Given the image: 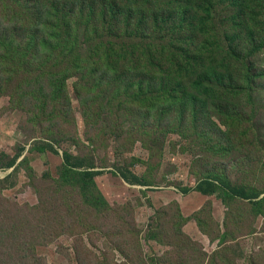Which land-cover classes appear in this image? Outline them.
<instances>
[{"label": "rangeland", "instance_id": "obj_1", "mask_svg": "<svg viewBox=\"0 0 264 264\" xmlns=\"http://www.w3.org/2000/svg\"><path fill=\"white\" fill-rule=\"evenodd\" d=\"M239 47L250 45L242 37ZM250 62L264 73V49ZM78 80L77 95L76 78L66 81L70 106H60L50 124L34 118L37 93L32 89L19 109L0 95V161L17 157L14 167L0 168V264H208L219 248L218 224L224 232L229 213L241 229L253 221L257 233L227 242L239 244L236 253L231 247L228 261L264 264V217L252 220L249 207L237 200L227 206L215 196L181 192L212 173L264 192V84L251 99H230L245 125L226 126L215 119L219 130L211 124L203 130L207 137L194 130L184 138L176 106L164 119L159 111L170 106L165 101L137 106L118 90L99 88L92 100L108 99L110 107L83 108L80 97L92 95ZM44 144L55 152L40 150ZM65 152L101 171L95 182L109 211L93 209L77 187L61 183ZM130 171L151 186L124 182L119 174ZM151 233L158 237L149 238Z\"/></svg>", "mask_w": 264, "mask_h": 264}, {"label": "trees", "instance_id": "obj_2", "mask_svg": "<svg viewBox=\"0 0 264 264\" xmlns=\"http://www.w3.org/2000/svg\"><path fill=\"white\" fill-rule=\"evenodd\" d=\"M242 37L249 49L239 47ZM263 49L264 0H0V95L19 109L26 91H35L33 116L40 124H50L60 106H70L66 81L76 78L77 95L79 78L92 95L80 97L83 108L110 107L108 99H92L99 88L102 93L118 90L133 105L169 103L159 111L162 116L176 106L177 132L184 138L194 130L200 135L211 124L218 130L220 123L241 127L246 121L230 99H251L264 84V73L250 62ZM45 148L55 152L50 144L40 150ZM16 162L17 157L7 158L0 168ZM100 174L93 163L63 154L61 183L77 187L85 204L103 212L110 206L95 182ZM119 175L130 185L151 186L132 171ZM181 192L215 196L227 206L237 200L249 207L252 220L264 217V192L236 186L222 174L203 175ZM231 216L224 232L218 224L219 248L208 264H232L231 247L236 253L239 244L227 242L257 233L253 221L241 229ZM197 221L206 232L204 222Z\"/></svg>", "mask_w": 264, "mask_h": 264}, {"label": "crops", "instance_id": "obj_3", "mask_svg": "<svg viewBox=\"0 0 264 264\" xmlns=\"http://www.w3.org/2000/svg\"><path fill=\"white\" fill-rule=\"evenodd\" d=\"M193 193V192H192ZM196 193H198V192H196ZM200 194V193H199ZM202 195V194H201ZM203 196V195H202Z\"/></svg>", "mask_w": 264, "mask_h": 264}]
</instances>
